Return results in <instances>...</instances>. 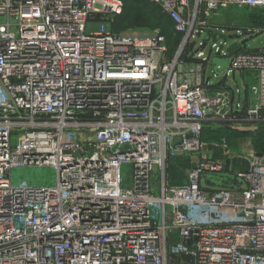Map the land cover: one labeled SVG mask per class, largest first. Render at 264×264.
<instances>
[{
	"label": "built area",
	"instance_id": "obj_1",
	"mask_svg": "<svg viewBox=\"0 0 264 264\" xmlns=\"http://www.w3.org/2000/svg\"><path fill=\"white\" fill-rule=\"evenodd\" d=\"M147 1L179 38L171 56L160 28L87 31L112 25L122 0H0V264H264V153L202 140L239 108L211 92L220 74L254 76L246 114L264 123V48L231 53L209 23L236 8L264 34V0ZM210 40L228 65L207 77ZM187 157L185 183L168 187L165 166ZM14 169L53 180L14 183Z\"/></svg>",
	"mask_w": 264,
	"mask_h": 264
},
{
	"label": "rangeland",
	"instance_id": "obj_2",
	"mask_svg": "<svg viewBox=\"0 0 264 264\" xmlns=\"http://www.w3.org/2000/svg\"><path fill=\"white\" fill-rule=\"evenodd\" d=\"M125 9L120 17H117L112 25L109 23H92L87 26L88 32L94 31H114L119 32L126 36L134 37H148L153 34V31L160 28L161 31L169 32L168 24L164 16L158 14L154 10L155 7H151L147 0H123ZM130 7V18L122 23H118L117 20H122L125 14L126 8ZM157 10V9H156ZM162 17V18H161ZM258 21L254 16H248L243 11L234 8V10L219 11L215 16L209 19V23L212 27H222L224 35L219 37V43L223 42V38L226 39V45L223 49L228 50L232 44L236 42L244 43V48L248 51H256L264 48V34L255 33L252 30L259 25L255 26V22ZM116 25V26H115ZM118 25V26H117ZM120 30H117V29ZM237 30L239 33H237ZM250 30V31H248ZM220 35V31L217 33ZM238 36V37H236ZM172 39V38H171ZM170 49L168 51L169 56L174 53L178 41H171ZM175 46V47H173ZM199 46V43L196 47ZM211 40L206 41L203 48L205 58L214 57V51L210 49ZM191 47V46H190ZM198 49V48H197ZM203 57V58H204ZM214 71V66L210 60L205 68V74L207 77H211V73ZM221 71H219L220 73ZM223 74H220L219 78H223ZM245 81L250 84L253 83L255 78L252 74L243 75ZM212 82L217 80L212 79ZM238 85L230 76L227 80V84L231 86L234 93L233 104H239V108H232L230 104L227 106L230 108H223L220 117L216 118L219 122L209 123L203 130L202 140L206 145V148L212 146H219L222 142L227 145V151L232 156H242L251 151L257 153H264V123L249 121V117L246 112L248 108L255 104V99L252 93L246 92L237 93V86L243 90V84L240 83L239 78L236 77ZM213 93V92H212ZM197 159V156H194ZM177 158L165 166V183L169 186H178L175 183H182L185 177V172L195 163V158ZM242 161L240 159H235ZM124 173L127 171L123 169ZM14 183L20 181H26L30 185H49L53 180V171L49 169L37 170V169H14L11 173ZM159 183L157 177V171L152 173V185L155 187Z\"/></svg>",
	"mask_w": 264,
	"mask_h": 264
},
{
	"label": "crops",
	"instance_id": "obj_3",
	"mask_svg": "<svg viewBox=\"0 0 264 264\" xmlns=\"http://www.w3.org/2000/svg\"><path fill=\"white\" fill-rule=\"evenodd\" d=\"M213 34H217L218 33V31H220V33L222 34V35H224V31H226L224 28H222V27H215V28H213ZM233 31H236L237 32V30H233ZM242 45V46H244V43H241V42H236V43H234V44H232V46H234V45ZM232 46H230V47H232ZM230 47H229V49H230ZM214 57H216V55H214ZM213 58V57H212ZM218 72L219 71H223V69L221 68V67H218ZM220 72V73H221ZM244 74L243 73H241V72H239V71H237V72H233L230 76H232V78H233V80L235 81V83L238 85V81H236V77L237 78H239V80H240V83L241 84H243V90H241L238 86H237V93H240L241 91H243V93H245V90H246V88H247V86L249 85L246 81H245V79L243 78L244 76H243ZM230 76H228V78L230 77ZM223 78L224 79H222L221 77L219 78H217L216 80L217 81H215V82H212V84H213V86H214V89H212L211 90V92L213 91V93H215L216 91H222V88H227L228 89V91H231L232 90V88H231V86H229L228 84H227V80H228V78H225L224 76H223ZM232 92V91H231ZM233 93V92H232ZM233 97H234V93H233ZM236 162H238V163H240L241 165H243V166H241L240 168H235V167H233V165H232V163H233V160L232 161H229V167H230V169L232 170V171H235V172H241V171H245L246 169H247V165H246V162H244L243 160L242 161H239V160H235ZM185 175H186V172H185ZM185 179H186V177H184L183 178V181H182V183H175V184H177L178 186L179 185H182V184H184L185 183ZM168 185V184H167ZM168 187H172V186H169L168 185Z\"/></svg>",
	"mask_w": 264,
	"mask_h": 264
},
{
	"label": "trees",
	"instance_id": "obj_4",
	"mask_svg": "<svg viewBox=\"0 0 264 264\" xmlns=\"http://www.w3.org/2000/svg\"><path fill=\"white\" fill-rule=\"evenodd\" d=\"M123 1V0H122ZM124 2V1H123ZM151 7H154V6H152L151 5ZM124 9H125V4H124ZM154 10L155 11H157V13L158 14H160V15H162L158 10H156V8H154ZM162 17H163V15H162ZM161 17V18H162ZM130 18V7H128V8H126V10H125V14H124V16L122 17V20H117V22L118 23H122L123 21H126V20H128ZM165 20H166V24H168V30H169V32L167 31V32H164L163 30H162V32H163V34L166 36V38H167V40H168V44H169V48H170V45H171V42H170V39H171V41H173V40H176V41H178L179 40V38L178 37H174L173 36V32H172V25L170 24V22L165 18ZM115 24V23H114ZM257 25H263V24H260V23H258V22H255V26H257ZM116 26V25H115ZM118 26V25H117ZM117 30H120L119 28L117 29ZM118 33V32H117ZM179 42V41H178ZM173 47H175V46H173ZM171 49V48H170ZM169 49V50H170ZM172 50V49H171ZM232 165H233V167H235V168H240L241 166H243V165H241L240 163H238V162H236L235 160H233V163H232Z\"/></svg>",
	"mask_w": 264,
	"mask_h": 264
},
{
	"label": "water",
	"instance_id": "obj_5",
	"mask_svg": "<svg viewBox=\"0 0 264 264\" xmlns=\"http://www.w3.org/2000/svg\"><path fill=\"white\" fill-rule=\"evenodd\" d=\"M238 37V36H236ZM207 39V37L205 38ZM240 46L239 45H234L230 47L229 52L231 53H236L239 50ZM212 64L214 66V71H217L218 67H221L223 70L227 68L228 65V59L226 57H213L212 58Z\"/></svg>",
	"mask_w": 264,
	"mask_h": 264
},
{
	"label": "bare ground",
	"instance_id": "obj_6",
	"mask_svg": "<svg viewBox=\"0 0 264 264\" xmlns=\"http://www.w3.org/2000/svg\"><path fill=\"white\" fill-rule=\"evenodd\" d=\"M219 121H217V123H218ZM253 122V121H252Z\"/></svg>",
	"mask_w": 264,
	"mask_h": 264
}]
</instances>
